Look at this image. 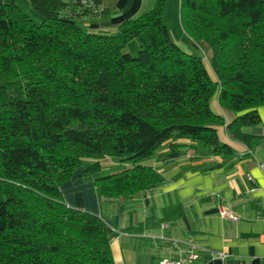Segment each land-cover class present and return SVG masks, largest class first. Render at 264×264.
<instances>
[{
  "label": "trees",
  "instance_id": "16d2710c",
  "mask_svg": "<svg viewBox=\"0 0 264 264\" xmlns=\"http://www.w3.org/2000/svg\"><path fill=\"white\" fill-rule=\"evenodd\" d=\"M31 8L41 23L0 3V264H116L107 224L68 206L63 185L84 167L103 201L127 199L159 184L140 163L163 145L178 151L186 140L230 158L223 126L257 144L245 128L261 124L264 106V0H180L182 29L209 46L211 72L172 40L166 0L112 35L85 24L109 15L102 0H31ZM135 39L132 56L125 47ZM215 99L237 114L232 123ZM105 157L130 167L101 177Z\"/></svg>",
  "mask_w": 264,
  "mask_h": 264
},
{
  "label": "crops",
  "instance_id": "0c3cea01",
  "mask_svg": "<svg viewBox=\"0 0 264 264\" xmlns=\"http://www.w3.org/2000/svg\"><path fill=\"white\" fill-rule=\"evenodd\" d=\"M169 1L171 7L173 0ZM0 3L16 5L36 23L42 22L31 8V0ZM154 3L102 0V8L109 15L85 24L92 33L112 35L123 22L150 11ZM190 41L195 47L196 43ZM199 43L211 60L209 46ZM204 62L211 72L210 61ZM213 109L226 124L237 116L217 99ZM258 114L261 124L245 128L247 134L258 139L252 147L231 138L225 126L218 128L220 142L233 151L230 158L211 155L202 146L190 147L186 140L180 141L186 146L178 151L166 144L148 158L160 181L153 190L127 199L112 198L104 206L95 177H83L82 167L63 185L64 200L68 206L96 215L107 224L116 264H160L165 258L178 257L179 247L171 241L198 244L200 259L195 264H264V106L258 108ZM222 208L239 220L222 218ZM212 253L227 258H212Z\"/></svg>",
  "mask_w": 264,
  "mask_h": 264
},
{
  "label": "rangeland",
  "instance_id": "374dc122",
  "mask_svg": "<svg viewBox=\"0 0 264 264\" xmlns=\"http://www.w3.org/2000/svg\"><path fill=\"white\" fill-rule=\"evenodd\" d=\"M164 23L169 30V33L172 39L178 41L177 44L180 49L188 54L199 55L202 56L206 63L209 64V55L205 49H203L202 43H196L195 47L194 44L191 43V39L185 34L182 29L181 21H180V0H173L172 6L170 7V1L166 0V8H165V17ZM190 39V40H189ZM183 40L182 42H180ZM140 49V42L139 40L135 39L129 42V44L125 47V52L129 53L132 56H137L138 51ZM149 159H144L141 161L140 164L142 165H149ZM94 160L93 159H86L84 161L85 165L91 164ZM101 171L99 175L101 177L117 174L122 171L129 169L130 164L121 162L119 159L115 157H105L101 161ZM89 177H97L95 175L87 176ZM104 206H106V201H103Z\"/></svg>",
  "mask_w": 264,
  "mask_h": 264
},
{
  "label": "built area",
  "instance_id": "2783aa9c",
  "mask_svg": "<svg viewBox=\"0 0 264 264\" xmlns=\"http://www.w3.org/2000/svg\"><path fill=\"white\" fill-rule=\"evenodd\" d=\"M264 167V165H263ZM220 215L224 219H230L232 221H238L239 217L233 214L228 209L222 208L220 210ZM171 241V240H170ZM171 245L179 247L178 257H168L163 259L160 264H195L200 259V246L195 243H186L181 241H171ZM212 258H220L225 260L227 258L224 254H211Z\"/></svg>",
  "mask_w": 264,
  "mask_h": 264
}]
</instances>
